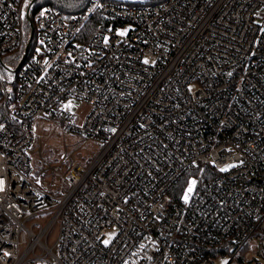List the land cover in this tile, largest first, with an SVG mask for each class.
<instances>
[{
  "label": "built area",
  "instance_id": "obj_1",
  "mask_svg": "<svg viewBox=\"0 0 264 264\" xmlns=\"http://www.w3.org/2000/svg\"><path fill=\"white\" fill-rule=\"evenodd\" d=\"M22 2L0 0V264H264V0H30L16 73ZM39 119L99 152L52 160Z\"/></svg>",
  "mask_w": 264,
  "mask_h": 264
},
{
  "label": "rangeland",
  "instance_id": "obj_2",
  "mask_svg": "<svg viewBox=\"0 0 264 264\" xmlns=\"http://www.w3.org/2000/svg\"><path fill=\"white\" fill-rule=\"evenodd\" d=\"M51 1V0H48ZM120 2H129V3H137L144 4L148 0H117ZM30 0H23L22 2V21L23 25L26 24V12L27 7L29 5ZM44 0H39L36 3V8H39ZM4 61H8V58H3ZM9 62V61H8ZM191 89H195L193 86ZM75 103V111H77L80 115L85 114L90 107L82 104L81 102ZM33 134H34V145L39 146L42 150L43 154H50L52 160L58 159L63 153H68L70 155L69 162L74 166L76 165H85L86 161L90 159L92 156H95L100 148L101 144L94 140H84L81 137L75 135L74 133L65 132L63 129L53 125L52 123L39 119L34 123L33 126ZM40 151L37 149L34 152V156L36 159H39ZM35 162V167L37 170H42L43 166ZM50 181V178L48 179ZM190 185L187 189H189ZM194 186L192 188L193 192ZM57 237V228L53 230L50 235V243H54ZM250 257H257V255L251 254ZM260 262H264V259L260 256L257 257ZM227 260H224L226 263Z\"/></svg>",
  "mask_w": 264,
  "mask_h": 264
},
{
  "label": "trees",
  "instance_id": "obj_3",
  "mask_svg": "<svg viewBox=\"0 0 264 264\" xmlns=\"http://www.w3.org/2000/svg\"><path fill=\"white\" fill-rule=\"evenodd\" d=\"M39 0H37L38 2ZM100 3H106V2H117V3H125V2H120L117 0H98ZM164 0H148L144 4H154L158 2H162ZM89 2L90 0H44V3L39 8H35V12L43 9V8H52L55 10H59L65 15H72V14H78L81 12H86L89 10ZM127 4L131 5H137V3H129L126 2ZM23 20V19H22ZM28 18L26 17V24L22 25L23 26V41L22 45L14 50L13 52L6 54L2 57L3 58H8V61H4L5 63H9L13 66H17L19 62L21 61L25 47L28 43L30 34H31V27L28 22ZM102 21V16L99 14L97 10H93L91 14V18L88 22V24L83 28L82 33L85 38H89L97 28V26L101 23ZM23 22V21H22Z\"/></svg>",
  "mask_w": 264,
  "mask_h": 264
},
{
  "label": "water",
  "instance_id": "obj_4",
  "mask_svg": "<svg viewBox=\"0 0 264 264\" xmlns=\"http://www.w3.org/2000/svg\"><path fill=\"white\" fill-rule=\"evenodd\" d=\"M37 0H33V3H35ZM31 24V23H30ZM33 36H34V28H33V26H32V24H31V35H30V39H29V43H28V45H27V47H26V49H25V52H24V55H23V57H22V59H21V61H20V63H19V65L17 66V69H16V73L19 71V69L22 67V65L24 64V62H25V60H26V58H27V55H28V52H29V47H30V43H31V41L33 40ZM0 61H1V57H0Z\"/></svg>",
  "mask_w": 264,
  "mask_h": 264
},
{
  "label": "snow or ice",
  "instance_id": "obj_5",
  "mask_svg": "<svg viewBox=\"0 0 264 264\" xmlns=\"http://www.w3.org/2000/svg\"><path fill=\"white\" fill-rule=\"evenodd\" d=\"M121 34L123 35V33H121ZM144 62H145V63H148L147 60H145ZM222 170H224V169H222ZM195 183H196L195 181H192V182H191V185H190V187H189V189H188V193H191L192 188H193V186L195 185ZM184 199H185V202H187V200H188V194H187V193L185 194ZM105 243H107V241H105Z\"/></svg>",
  "mask_w": 264,
  "mask_h": 264
},
{
  "label": "bare ground",
  "instance_id": "obj_6",
  "mask_svg": "<svg viewBox=\"0 0 264 264\" xmlns=\"http://www.w3.org/2000/svg\"><path fill=\"white\" fill-rule=\"evenodd\" d=\"M29 21V20H28Z\"/></svg>",
  "mask_w": 264,
  "mask_h": 264
}]
</instances>
